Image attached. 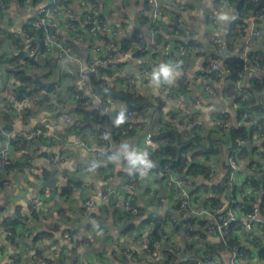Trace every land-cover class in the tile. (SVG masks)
I'll return each mask as SVG.
<instances>
[{
	"label": "crops",
	"instance_id": "crops-1",
	"mask_svg": "<svg viewBox=\"0 0 264 264\" xmlns=\"http://www.w3.org/2000/svg\"><path fill=\"white\" fill-rule=\"evenodd\" d=\"M48 1L41 0L38 5H33L28 0L25 2L8 0L7 6L3 10L0 9V41L5 39L6 34L18 32L24 21L33 16L37 6L45 5ZM94 1L98 4L100 13L105 17L107 24L119 33L111 43L113 42L114 46L126 50L129 55L126 71L124 70L126 74H115V78H111L110 82L125 78L128 73L133 74L137 93L149 97L155 104H157L155 98L163 102V115H161L163 120L156 119L151 110L148 119L132 121L131 135L127 137L119 135V140L112 142L114 150H118L123 143H127L130 149L138 151L148 152L154 148L155 145L152 143L151 137L155 134L157 126L166 121L169 113L175 108L160 94V86L153 85L151 81L139 77L138 72L144 66L156 69L162 63L168 64L178 73L173 82L168 85L176 90L179 89L178 93H180L177 97L185 101V105L179 107V110L184 113L179 118L180 121L187 115L186 107H189L195 100L203 103L204 107L212 104L214 107H211L215 109L225 110L227 108L228 102L224 98V101L221 100L218 103L208 102L201 92L198 82L190 87L178 85L181 73H185L189 80L194 79L204 64V57L213 52L214 47L211 44V39L215 33L208 17L215 9V0H175L183 5L181 11L166 6L163 0H159L161 11L158 27L170 26L173 15H177L180 19L177 25L181 34L174 39L170 38L169 41L171 39L183 43L195 41L197 44L191 56L182 58L180 62L176 63V60L168 58L167 52L162 49L159 43L148 54L141 52L139 40L146 46L155 40L151 6L145 0ZM71 2L73 11L79 19L83 16L79 0H71ZM220 14L228 16L226 21L218 19L219 35L223 38L226 30L238 18L236 5L229 3ZM64 18L65 16L61 14L52 21H63ZM3 49L7 56L16 54V49L7 40H4ZM78 52L83 56L85 50L79 47ZM38 63L40 67L45 64L43 58H39ZM113 67L115 68V66ZM23 68L28 74L43 73L41 69H29L26 63ZM114 68L112 69L114 70ZM44 73L46 72L44 71ZM6 75H8L6 68L0 66V79H2L0 81L1 125L6 123L3 124L2 118L6 116L4 110L10 104L12 96V89L8 87L5 79ZM47 77L50 78V82L53 81L51 75L48 74ZM247 82L246 79L244 84L246 85ZM73 86H78V84L64 81L61 88L48 94L50 103L41 104L40 98H25L21 106V118L13 125V130L5 131L15 136H25L33 129L41 127L46 131L50 140L48 142L45 139L26 141L20 149H11L10 153L16 161V165L0 172V224L17 216L23 219V225L17 229L18 236L13 235L14 245L6 240L0 231V264H12L11 260L15 256H19L18 260L15 259L16 264H39L36 256L49 248H54L60 254L64 253L66 257L65 261L61 262L60 258L46 254V257L54 264H73L76 259L79 264H120L114 259V254L128 257V254H125L126 250L128 253L140 250L146 244L145 237L148 229L143 226L138 230L142 219L153 215H165L170 211L177 213L172 204L175 187L168 179L170 187L173 189L172 197L164 193L154 199L157 195L155 190L152 195L146 197L150 181L163 182L166 180L158 173H149L143 182H137L134 190L128 192L122 189V186L129 181L133 172L129 174L128 164L121 159L119 163L102 159L99 161L100 168L88 166L92 161V156L87 151V146L97 143L100 128L111 130L116 126L115 121L119 113L125 110V107L123 105L113 107L109 119H106L105 122L104 118L98 120L90 118L88 116L89 109H85L87 112L84 115L74 114L71 110L77 104L66 96V92ZM189 98L192 101H189ZM25 108L35 113L28 120L22 117L26 114ZM193 111L197 114L198 119L200 116L202 117L199 120L209 119L212 116L209 109L202 110L195 107ZM64 114L73 116V121L78 122L79 126L75 127L71 123H65L62 119ZM99 124L101 125L99 126ZM82 143L83 145H81ZM49 156H62V158L52 166ZM108 165H111V168H108ZM71 176L80 178V181L78 183L67 181ZM245 180V176L239 178L240 182H245ZM52 181H54V185L46 187L47 183ZM108 191L111 193L107 195V198L102 199L101 195ZM130 194L134 197L133 203L137 210L141 209L138 216L126 215L124 203ZM244 195L251 197L248 190L244 192ZM161 196L166 199L165 203L159 201L158 198ZM199 196L197 195L195 198H199L201 201L206 198V195ZM91 197H97L93 210L86 205L87 200ZM30 201L35 203L34 209L29 206ZM222 202L225 201L222 200ZM129 224H135L136 230L125 231ZM55 225H58V229L53 232V236L46 238L45 233L51 232ZM2 228L0 225V230ZM67 229L70 231H65ZM167 230L169 239L165 244L166 247L170 249L183 248L187 254L189 252L194 254L186 259H202L210 255L219 264H230L231 249L222 246L216 236L205 235L202 238L200 235H191L184 237L180 226L176 230L174 226H170ZM126 233L128 238L124 237ZM72 234L77 235L78 240L81 241L79 247H75L76 243L71 244L67 241V237ZM20 235L25 238L21 240ZM234 235H237L240 246H243L246 251L245 261L242 264H262L263 258L258 253L259 249L256 245L263 244L264 246V228H259L252 234L243 229V233H234ZM39 251H41L40 254ZM137 263L148 264L145 260Z\"/></svg>",
	"mask_w": 264,
	"mask_h": 264
},
{
	"label": "built area",
	"instance_id": "built-area-1",
	"mask_svg": "<svg viewBox=\"0 0 264 264\" xmlns=\"http://www.w3.org/2000/svg\"><path fill=\"white\" fill-rule=\"evenodd\" d=\"M7 1L8 0H0L1 10L7 6ZM28 1L31 2V0ZM145 1L151 6L155 40L150 43L149 46L144 45L141 40L138 41V44L142 48L141 52L148 54L155 49L157 34H166L167 40H169L170 38L174 39L178 37L181 33L177 25L180 22L177 15L172 16L173 21L170 26L158 27V18L160 17L161 11L159 0ZM259 1L260 0H252L253 7L251 9H244L239 17L243 25L240 29V33L235 37L234 43L236 48L235 52L237 55H240L244 61V68L237 74L236 80L226 79L228 71L223 69L220 60V58L226 55V46L223 42V38L219 35L220 25L218 17L225 9V6L228 5L226 2L217 6L208 17L211 28L215 33L211 39V44L214 47V56L209 58L205 68L203 66L201 67L194 79L189 80L185 73H181L179 76L183 87H190L192 84L198 82L201 87V92L208 102L218 103L221 100H226L228 102V106L225 110L212 108L214 107L212 104L208 107H204L203 103L199 100L191 102V105L185 109L187 115L180 122L181 129L184 132L190 131L195 127V124L198 123H201L207 131L216 128L217 131H224L225 133L233 126H245L253 129L249 140H238L234 146L220 143L219 157L208 162L215 166L216 171L210 172L203 182L217 185L220 180L227 175L228 195H223L220 198V194H218L217 190L205 193L203 191L201 192V189L193 193V183L196 182L197 185H199L203 179L199 177H190L185 174L176 176L171 171L170 164L160 168L158 164L154 162V167L147 170V174L144 176H141L139 171L133 169V177L122 186V189L125 191H133L136 183L143 182L149 173H158L160 177L168 179L175 187L172 204L175 206L174 208L177 213H174V216L170 217L167 227L180 226V231L183 233L184 237H190L193 232L200 229L206 236H216L219 240L223 241L226 246V241L228 237H230V226L238 220L242 221L243 229L247 233L252 234L257 229L264 228V217L261 215L258 206L254 205L245 216L241 217L239 209L234 205L239 195L233 196L235 188L242 189L241 184H246V180L245 182H240L239 178L244 176L246 178L250 173L249 163L251 158L250 160L249 158H241L239 156L240 147L252 144L259 147L260 150L261 147L262 150H264V146H262L264 144V121L260 123L259 115L241 106V103L248 101L252 97L260 98V100L264 102V68L262 66H255L252 68L247 58V52L260 49V40L264 36V11L261 12L255 9V6L259 7ZM79 3L83 9L82 17L85 19L82 27V17L77 19L73 11L71 0H49L45 5L37 6L33 16L24 21L18 32L13 33V39L18 43L19 47L23 48L26 55L33 58L34 61L43 58L45 62L43 66L44 69L41 67L38 68L41 69V71L45 70L46 65L49 68H47L45 72L48 73L50 71L49 69H51L52 73L55 75L58 72L59 64L67 62L71 68L66 72L67 79L65 81L77 83L78 86H73L71 91L66 92V96L72 99L77 105L89 109L90 113L88 116L90 118L96 120L104 118L105 122L106 119H109L110 113L116 104L113 103L112 100H104L101 96L94 93L95 85L92 83L91 77H97L100 80L98 83L99 86L103 89L106 88L107 82L109 83L110 79L105 76L104 73L102 74L101 68H106L111 63L115 66L114 70L117 72L116 74H126L124 70L128 64L129 55L126 50L114 46L112 44L113 42L111 43L113 39L117 38L119 33L115 28L107 24L105 17L100 13L98 4L94 0H79ZM163 3L178 11L183 10V5L175 0H163ZM61 14L65 16L63 21H52V19L58 18ZM84 23L87 24L86 28L84 27ZM79 47L85 50L83 56L78 52ZM161 47L167 52L169 59L176 60L175 63L178 61L180 62L182 58L191 56L196 49L193 45L178 44L173 50L171 42L167 41L162 42ZM43 49L44 51H42ZM26 64L29 69L35 68V63L31 65L28 63ZM3 67H5L4 64ZM154 69L155 68L144 66L138 72L139 77L151 81L150 76ZM5 79L6 82L8 80V87L12 89L10 104L6 110H4V114L8 117V121L5 124H9L13 127L21 118V106L25 98L19 97V94L13 91L14 87L20 83L19 76L6 75ZM246 79L248 82L245 85L244 81ZM1 80L2 79H0V81ZM122 84L126 85L128 88H134L136 84L134 75L128 73ZM226 86L232 88L233 93L230 94V96L224 92ZM256 86H260V89L258 90ZM170 88L168 84H161L160 94L175 107L171 115L169 114L167 116V120H169L170 117L176 120L184 114L183 111L179 110V107L184 106L185 101L177 96H173ZM32 95V98H38L37 93H33ZM43 98L44 95L40 97V99ZM188 100L192 101L190 98ZM195 107L202 110L209 109V111H211L210 114H212L211 118L199 120L197 114L193 111ZM124 112H126L125 122L114 126L115 132H111L112 129L100 128L101 130L97 143L87 146V151L92 156V161L88 164L89 167L96 166L100 160L108 159L113 152L117 151L113 149L111 134H118V136L120 135L122 137L130 136L132 133V121L143 119L140 115L135 118L133 114L127 110H124ZM216 113L220 115V117ZM72 117L73 116L69 114H64L62 119L65 123H71L75 127L79 126V123L73 121ZM100 122H102V120ZM100 125L101 124H99V126ZM160 127L161 125L159 124L156 129ZM39 139H45L47 142L50 140L46 131L41 127L33 129L25 136H15L3 131L0 140V172L8 167H14L16 165V161L10 153L11 149H20L26 141ZM81 145H83V143ZM61 158L62 156H49V161L51 165L54 166L56 161ZM120 159L128 164L123 156H121ZM194 161L198 163H203L204 161V163H207L202 157H195ZM244 189H246V187ZM248 191L250 193H256V189H248ZM110 193L111 191H108L104 195H101V198H107V195ZM197 195H206L205 200L212 196L215 199H220V202L216 201L211 207V205L206 204L205 200L201 201L199 198L196 199L195 197ZM96 198L97 197H91L86 202V205L91 210L95 208ZM232 198L234 200H232ZM158 199L162 203L166 202V199L162 196ZM222 200L225 202L223 203ZM133 202L134 197L131 194L128 195L124 203V209L130 216H136L138 212L137 208L133 207ZM29 206L34 209L35 203L30 201ZM218 214L220 215L217 216ZM156 216L157 215H153L152 217ZM189 218L194 220V223L188 224L185 222ZM201 220H205L206 224L203 226L198 225V221ZM0 231L6 238L13 237V234L7 229L2 228ZM124 237L128 238L129 236L126 233ZM165 239H169L168 236H165ZM67 241L71 244L78 241L80 242L75 234L68 236ZM146 247L147 244H145L144 248L146 249ZM127 252L128 250L125 251V254ZM175 252L178 257L187 258L194 255L191 252L187 254L186 250L183 248H176ZM46 254L61 258L60 253L56 252L54 248H49L47 251L36 256V260L39 264H46ZM11 261L12 264H16L17 262L15 259ZM243 261H245V252L236 247H232L230 264H242ZM193 264L219 263L214 258L204 257L202 259H194Z\"/></svg>",
	"mask_w": 264,
	"mask_h": 264
},
{
	"label": "trees",
	"instance_id": "trees-1",
	"mask_svg": "<svg viewBox=\"0 0 264 264\" xmlns=\"http://www.w3.org/2000/svg\"><path fill=\"white\" fill-rule=\"evenodd\" d=\"M20 1L25 2L26 0ZM40 1L41 0H31V4L38 5ZM224 2L236 5V13L238 17L226 30L225 36L223 37V42L226 46V55L220 58L223 69L228 71L226 79L234 81L237 79V74L241 72L244 68V61L240 57V55L234 56L236 50L234 39L240 33V29L243 25L240 22L241 20H239V17L244 9H251L253 7V3L252 0H215V8H217V6ZM255 9L261 12L264 11L262 8L257 6H255ZM83 18L84 17L81 18V27L83 26V22L85 21V19ZM84 27L86 28L87 24L84 23ZM166 36V34H157V43L161 44L164 41L171 42L173 50L178 44H188L193 45L194 47L197 46L195 41H190L188 43H183L177 40L169 41L167 40ZM4 40L10 42L11 46L16 49V54L14 53L10 56L5 55V50L3 49ZM4 40L2 39L0 41V66H3V64L5 65L6 74L19 76L20 83L14 87V93H18L19 97L21 98L28 99H31L33 97V93H37L38 98L42 97V95L45 96L43 99H40L41 104L50 103L48 94L54 93L57 89L61 88L62 83L67 79L66 72L69 71L71 66H69L67 62L59 64L58 72L55 75H52L51 69H49L51 72L49 71L48 73H44V71L49 68L46 65L43 73L41 72L40 74H28L26 73V69L23 68L25 63H28L29 65L35 63L34 69H38L40 68L38 61H34L33 58L26 55V52L23 50V48L19 47L18 43L13 39V34H6ZM263 47L264 36L260 40L259 50H250L249 52H247L248 62L252 68H254L255 66H262L264 68ZM42 51H44V49ZM213 56L214 53L211 52L209 55L204 57V68L208 64L209 58H212ZM113 66L114 65L110 63L106 68H101L102 74L104 73V75L107 76L109 79L115 78L116 72L112 69L114 68ZM48 74L52 76L53 81L47 84L41 83V79L44 78V76H47ZM124 80L125 78H120L115 79L113 82H107L106 88L103 89L98 84L100 80L97 77H91V81L95 85L94 93L101 96L104 100L110 99L116 105H123L125 107V110L131 112L135 118L140 115L143 120L146 118L148 119L149 114L152 110L155 114L156 119L159 118L160 120H163L161 119V115H163V102H160L159 99L158 101L155 98L154 100L157 104L153 103V100H150L149 97L137 93L135 87L132 88L131 91L130 88L122 84ZM181 84L182 81H179L178 85ZM72 88L73 87H70L69 91H71ZM256 88L259 90L260 86H256ZM170 90L173 96H177L180 93H178L179 89L176 90V88L173 87H171ZM224 92L229 94L228 96L233 93L232 88L230 86H226ZM241 106H243L244 108L246 107L250 112H255L257 115H259L260 123L261 121H264V102H262L260 98L252 97L248 101L241 103ZM25 111V116H22L25 120H28L30 117L35 115V113L28 108H25ZM71 112L77 115H84L87 111H85L84 107L77 105L73 110H71ZM124 114L126 116V112H124ZM169 114L171 115V113ZM218 116L220 117V115ZM2 121L3 123L7 122L8 117L4 116L2 118ZM180 122L181 121L179 120V118L173 120L170 117L169 120H166L162 124H160L161 127L159 129H156L155 134L151 137V141L156 148L154 147L148 150L147 153L149 155V159L152 162L158 164L160 168H163L164 165L170 164L171 171L176 176L185 174L190 177H199L203 179L199 185H197L196 182L193 183V193L200 189L205 193H209L212 190H217L218 194H220V198L223 195L227 196V175L223 177L217 185H211L203 182L204 180H206L210 172L216 171L215 166L209 164L208 162H210L216 157H219L220 143H225L227 145L234 146L238 140H249L251 138L253 129L245 126H233L229 130H227V133H225L224 131H217L216 128L212 130L209 129V131H207L201 123H198L195 124V127L192 128L190 131L184 132L181 129ZM111 132H115L114 127ZM117 140H119L118 134H112V141L117 142ZM262 146H264V144ZM239 156L241 158H249V160L251 158V161L249 163L250 173L247 175L245 182L246 184L242 186V189L235 188V190L233 191V196L239 195V198H236L234 205L239 209L241 217L245 216L246 213H248L254 205L258 206L261 215L264 216V150H262V147L260 150V148L255 145L247 144L240 147ZM195 157H202V159L207 161V163H204V161L203 163L195 162ZM100 166L101 163L98 162L94 167L100 168ZM107 167L111 168V165H108ZM245 187L246 189H244ZM248 189H256V193L251 192V197H247L244 195V192ZM65 194L68 195L67 193ZM232 200L234 199L232 198ZM205 201L206 204H209L212 207L216 201L220 202V199L218 200L211 196ZM132 205L133 207H136L134 203H132ZM138 209L141 210L140 208ZM139 210L136 216H138ZM126 215L129 214L126 213ZM219 215L220 214H218L217 216ZM171 216H174V212L172 211L168 212L165 215H157L156 217L148 216L147 218L142 219L138 230L143 228V226L148 229L147 236L145 237L147 244L146 249L142 248L140 250L130 251L129 253L127 252L126 254H128V257L126 255L114 254V259L117 260L120 264H138L137 262L141 260H145V262L148 264H193V260L178 257L174 248L170 249L165 245L168 241V239H165V236H168L169 231L167 230V225ZM22 221L23 219L17 216L13 219H9V221L2 222L0 225L4 229L9 230L16 237L18 236V227L23 225ZM185 222H187L188 224H192L194 223V220L189 218ZM205 224V220L198 221V225L200 226H203ZM135 227V224H129L126 227L125 231L132 232L136 230ZM177 228L178 225L174 227L175 230ZM57 229L58 225H55L51 232L45 233V237L50 238L51 236H53V232H55ZM65 231H70V229H67ZM234 233H243V224L241 220H238L236 223L230 226V237H228L226 241V246L230 249L232 247H236L244 251V247L240 246V241L238 240L237 235H234ZM192 235H200V237L202 238L205 237L204 233L200 229L193 232ZM21 236L22 235H20V237ZM24 238L25 237H21L20 239L22 240ZM37 238L36 241L38 240ZM6 240H8L11 244L14 245L13 237H8L6 238ZM220 242L222 243V246H225L223 241L220 240ZM222 246L220 245V247ZM256 246L259 249L258 253L260 254L261 258H263L262 264H264V246L263 244L260 246ZM40 252L41 251H39L38 253L40 254ZM244 252L246 256V251ZM18 257L19 256H15L13 257V259L18 260ZM205 257L211 256L207 255ZM65 258V254L61 253V262H64ZM45 261L47 264H54V262H52L47 257H45ZM73 264H79L78 259H76Z\"/></svg>",
	"mask_w": 264,
	"mask_h": 264
},
{
	"label": "clouds",
	"instance_id": "clouds-1",
	"mask_svg": "<svg viewBox=\"0 0 264 264\" xmlns=\"http://www.w3.org/2000/svg\"><path fill=\"white\" fill-rule=\"evenodd\" d=\"M218 19L220 21H226L228 19L227 14H220ZM178 75L176 70L168 64H160L158 68L154 69L151 73L150 80L153 85L160 86L161 84H171L174 77ZM124 111H121L115 121L116 125L123 124L125 122ZM123 156L124 160L128 163V172L132 174V170L140 172L141 176L147 174V170L154 167L153 162L149 159V155L146 151H138L136 149H130L127 143L120 145L119 149L108 157L111 162L119 163L120 157Z\"/></svg>",
	"mask_w": 264,
	"mask_h": 264
},
{
	"label": "rangeland",
	"instance_id": "rangeland-1",
	"mask_svg": "<svg viewBox=\"0 0 264 264\" xmlns=\"http://www.w3.org/2000/svg\"><path fill=\"white\" fill-rule=\"evenodd\" d=\"M49 82H50V78L47 76H44V78L41 79V83L43 84H47ZM130 90L132 91V88H130ZM201 118L202 117L200 116L199 119ZM154 190L157 192V195H155L154 199H156V197L164 193H167L168 196H171V197L173 196V189L170 187V184L167 179L163 182H156L154 180L150 181L148 184V190H147L146 197L148 195H152Z\"/></svg>",
	"mask_w": 264,
	"mask_h": 264
},
{
	"label": "water",
	"instance_id": "water-1",
	"mask_svg": "<svg viewBox=\"0 0 264 264\" xmlns=\"http://www.w3.org/2000/svg\"><path fill=\"white\" fill-rule=\"evenodd\" d=\"M258 6L262 9H264V0H260ZM234 56H237V53H234ZM182 64V63H181ZM13 130V127L9 124L0 125V139L2 137L3 131H11ZM67 181H71L73 183H78L80 181V178L77 177H68ZM54 185V181L48 182L46 187H51ZM149 214V213H148ZM80 242H76L75 247H79Z\"/></svg>",
	"mask_w": 264,
	"mask_h": 264
}]
</instances>
